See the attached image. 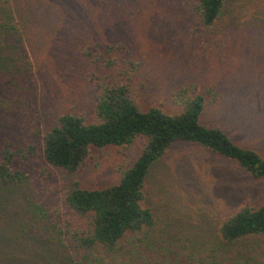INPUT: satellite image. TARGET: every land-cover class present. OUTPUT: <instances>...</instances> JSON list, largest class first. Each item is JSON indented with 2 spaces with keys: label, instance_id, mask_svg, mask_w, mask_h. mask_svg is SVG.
Returning a JSON list of instances; mask_svg holds the SVG:
<instances>
[{
  "label": "rangeland",
  "instance_id": "rangeland-1",
  "mask_svg": "<svg viewBox=\"0 0 264 264\" xmlns=\"http://www.w3.org/2000/svg\"><path fill=\"white\" fill-rule=\"evenodd\" d=\"M15 1L31 12L34 44L28 50L37 88L27 106L1 104L0 145L7 139L16 147H38L27 159L14 161L27 174L16 187L25 201L58 214L60 223L75 221L64 204L71 178L46 162L34 131H42L54 112L82 113L94 121L92 73L125 79L124 60L129 58L135 64L130 84L143 110L159 106L176 112L172 93L178 87L194 83L202 91L211 86L217 96L207 103L201 123L220 127L232 141L264 158V0H226L212 33L198 24L183 0ZM101 53L102 59L119 57L118 63L108 69L92 63L91 57ZM142 142L137 138L125 150L92 149L76 179L89 188L118 182L120 168L136 160ZM144 189L145 204L156 220L151 235L174 243L180 253L217 243L222 217L246 201L255 206L264 201V180L187 142L170 146L150 168ZM252 242L248 250L253 261L264 264V250ZM233 254L238 256V250Z\"/></svg>",
  "mask_w": 264,
  "mask_h": 264
},
{
  "label": "trees",
  "instance_id": "trees-1",
  "mask_svg": "<svg viewBox=\"0 0 264 264\" xmlns=\"http://www.w3.org/2000/svg\"><path fill=\"white\" fill-rule=\"evenodd\" d=\"M183 1L198 18V24L212 33L221 20L226 0ZM28 11L15 0H0V106L4 102L27 106L37 88L28 50L34 44L35 30L29 24ZM106 45L105 52L110 53L111 46ZM83 53L91 56L87 48ZM102 54L91 57V62L107 69L118 63L119 57L102 59ZM133 63L130 58L124 60L123 74L128 73L125 79L92 73L96 93L94 121L82 113L54 112L53 120L42 131H34V136L41 139L46 162L71 178L64 204L75 216L74 222L60 223L58 214L25 201L18 194L16 187L22 185L27 174L15 168L14 161L27 159L38 147L32 143L16 147L3 140L0 264H255L248 244L256 240L264 250V201L256 206L244 202L218 221L217 243L201 248L191 246L186 253L175 249L174 243L160 242L151 235L156 220L145 204V180L150 168L172 144L200 145L262 180L264 158L256 150L232 141L220 127L201 123L207 103L217 96L211 86L202 91L194 83L178 87L172 93L176 112L159 106L143 110L130 84ZM137 138L143 140L140 154L120 168L118 182L89 188L76 179L92 149L125 150ZM221 247L223 252L219 253ZM235 249L238 256L233 254Z\"/></svg>",
  "mask_w": 264,
  "mask_h": 264
}]
</instances>
